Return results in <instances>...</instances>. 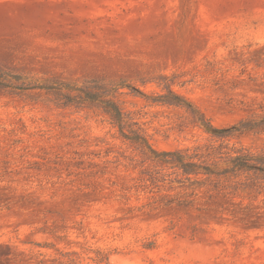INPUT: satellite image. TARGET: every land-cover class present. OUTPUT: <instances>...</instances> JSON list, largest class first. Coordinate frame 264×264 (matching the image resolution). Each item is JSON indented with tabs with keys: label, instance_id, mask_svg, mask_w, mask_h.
I'll use <instances>...</instances> for the list:
<instances>
[{
	"label": "rangeland",
	"instance_id": "rangeland-1",
	"mask_svg": "<svg viewBox=\"0 0 264 264\" xmlns=\"http://www.w3.org/2000/svg\"><path fill=\"white\" fill-rule=\"evenodd\" d=\"M90 80L124 86L157 151L210 143L199 114L264 126V0H0V264H48L54 248L34 243L111 264H264V175L186 182L102 104L67 98ZM169 80L195 113L154 101ZM231 141L260 152L264 131Z\"/></svg>",
	"mask_w": 264,
	"mask_h": 264
},
{
	"label": "trees",
	"instance_id": "trees-1",
	"mask_svg": "<svg viewBox=\"0 0 264 264\" xmlns=\"http://www.w3.org/2000/svg\"><path fill=\"white\" fill-rule=\"evenodd\" d=\"M168 80L167 77H160ZM105 83L90 80L80 87H69L67 98H78L103 105L109 115L110 122L117 128L119 136L137 147L141 152L159 163H170L179 170L183 179L189 183H200L208 178L216 179H251L264 175V149L252 152L231 139L244 132L264 131L262 122L240 120L229 127H214L199 114V119L210 130V143L190 149H174L157 151L148 142L145 130L136 122H129L125 112L116 100L117 88L106 89ZM121 84V83H120ZM170 80L163 83L164 93L157 95L154 101L160 104L180 106L191 114L196 112L191 103L170 89ZM76 93H75V92ZM71 96V97H69ZM109 96V97H107ZM159 98V99H158ZM146 247L154 241H146ZM44 248H54L53 255L43 258L48 264H111L108 253L100 248L79 245V251H60L53 244L34 243Z\"/></svg>",
	"mask_w": 264,
	"mask_h": 264
}]
</instances>
